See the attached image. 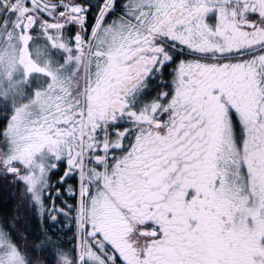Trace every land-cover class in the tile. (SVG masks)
<instances>
[{"label":"snow or ice","instance_id":"1","mask_svg":"<svg viewBox=\"0 0 264 264\" xmlns=\"http://www.w3.org/2000/svg\"><path fill=\"white\" fill-rule=\"evenodd\" d=\"M0 190V264H264V0H0Z\"/></svg>","mask_w":264,"mask_h":264},{"label":"trees","instance_id":"2","mask_svg":"<svg viewBox=\"0 0 264 264\" xmlns=\"http://www.w3.org/2000/svg\"><path fill=\"white\" fill-rule=\"evenodd\" d=\"M9 196H10L9 193H4V192H2V190H0V209H2L4 207L14 208L17 206L16 202L12 201V200H9L8 204H4V199L8 198ZM24 214H25L24 210L21 209L20 215L23 216Z\"/></svg>","mask_w":264,"mask_h":264}]
</instances>
